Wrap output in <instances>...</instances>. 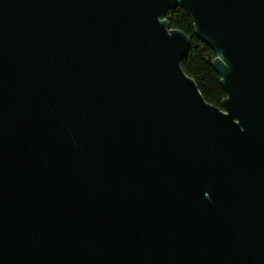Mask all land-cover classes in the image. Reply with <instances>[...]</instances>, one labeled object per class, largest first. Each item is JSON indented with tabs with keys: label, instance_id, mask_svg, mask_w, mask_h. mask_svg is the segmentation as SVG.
Returning a JSON list of instances; mask_svg holds the SVG:
<instances>
[{
	"label": "water",
	"instance_id": "water-1",
	"mask_svg": "<svg viewBox=\"0 0 264 264\" xmlns=\"http://www.w3.org/2000/svg\"><path fill=\"white\" fill-rule=\"evenodd\" d=\"M0 264H264V0H0Z\"/></svg>",
	"mask_w": 264,
	"mask_h": 264
},
{
	"label": "trees",
	"instance_id": "trees-1",
	"mask_svg": "<svg viewBox=\"0 0 264 264\" xmlns=\"http://www.w3.org/2000/svg\"><path fill=\"white\" fill-rule=\"evenodd\" d=\"M166 21L170 29H176L188 36L190 46L180 62L183 72L196 84L203 99L218 108L226 93L220 85V77L214 70L212 62L215 51L194 34L193 22L188 13L177 7L167 12Z\"/></svg>",
	"mask_w": 264,
	"mask_h": 264
}]
</instances>
